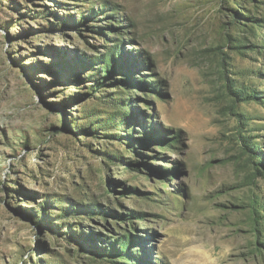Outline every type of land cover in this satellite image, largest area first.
<instances>
[{"label": "rangeland", "instance_id": "1", "mask_svg": "<svg viewBox=\"0 0 264 264\" xmlns=\"http://www.w3.org/2000/svg\"><path fill=\"white\" fill-rule=\"evenodd\" d=\"M0 264H264V0H0Z\"/></svg>", "mask_w": 264, "mask_h": 264}]
</instances>
